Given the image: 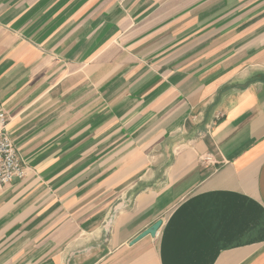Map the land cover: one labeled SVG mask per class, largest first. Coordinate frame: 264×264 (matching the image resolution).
<instances>
[{"label":"crops","instance_id":"obj_1","mask_svg":"<svg viewBox=\"0 0 264 264\" xmlns=\"http://www.w3.org/2000/svg\"><path fill=\"white\" fill-rule=\"evenodd\" d=\"M0 105V264H264V0H0Z\"/></svg>","mask_w":264,"mask_h":264},{"label":"built area","instance_id":"obj_2","mask_svg":"<svg viewBox=\"0 0 264 264\" xmlns=\"http://www.w3.org/2000/svg\"><path fill=\"white\" fill-rule=\"evenodd\" d=\"M8 118L0 105V189L25 176V167L7 130Z\"/></svg>","mask_w":264,"mask_h":264},{"label":"water","instance_id":"obj_3","mask_svg":"<svg viewBox=\"0 0 264 264\" xmlns=\"http://www.w3.org/2000/svg\"><path fill=\"white\" fill-rule=\"evenodd\" d=\"M162 225V221L158 220L157 222H155L152 226H150L149 228H147L146 230H144L141 234H139L136 238H134L131 242L130 245H134L137 242H139L140 240H142L143 238L150 236V237H155L159 228Z\"/></svg>","mask_w":264,"mask_h":264}]
</instances>
